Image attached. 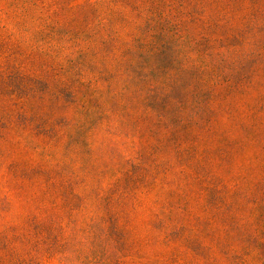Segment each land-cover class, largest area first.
Instances as JSON below:
<instances>
[{
    "label": "rangeland",
    "instance_id": "1",
    "mask_svg": "<svg viewBox=\"0 0 264 264\" xmlns=\"http://www.w3.org/2000/svg\"><path fill=\"white\" fill-rule=\"evenodd\" d=\"M0 264H264V0H0Z\"/></svg>",
    "mask_w": 264,
    "mask_h": 264
}]
</instances>
